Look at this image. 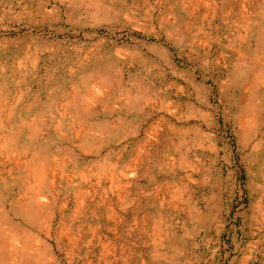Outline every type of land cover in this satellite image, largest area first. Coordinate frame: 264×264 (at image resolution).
I'll return each instance as SVG.
<instances>
[{
  "label": "rangeland",
  "instance_id": "rangeland-1",
  "mask_svg": "<svg viewBox=\"0 0 264 264\" xmlns=\"http://www.w3.org/2000/svg\"><path fill=\"white\" fill-rule=\"evenodd\" d=\"M0 264H264V0H0Z\"/></svg>",
  "mask_w": 264,
  "mask_h": 264
}]
</instances>
